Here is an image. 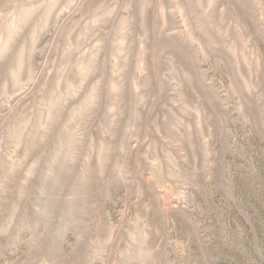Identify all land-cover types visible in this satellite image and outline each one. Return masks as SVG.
<instances>
[{
  "label": "clouds",
  "instance_id": "1",
  "mask_svg": "<svg viewBox=\"0 0 264 264\" xmlns=\"http://www.w3.org/2000/svg\"><path fill=\"white\" fill-rule=\"evenodd\" d=\"M240 169L264 0H0V264H264Z\"/></svg>",
  "mask_w": 264,
  "mask_h": 264
},
{
  "label": "rangeland",
  "instance_id": "2",
  "mask_svg": "<svg viewBox=\"0 0 264 264\" xmlns=\"http://www.w3.org/2000/svg\"><path fill=\"white\" fill-rule=\"evenodd\" d=\"M239 163H243L240 161ZM238 183L241 186V192L244 196L245 204L249 205L247 210L253 215V220L257 224V227L259 228V222L260 220H264V208H261L259 205H256L255 207H251L250 205L255 204V201L251 200L247 193L246 188V178L244 175V169H240V171L237 174ZM233 218L240 222L241 224L244 223L243 217L240 216L238 213L233 212Z\"/></svg>",
  "mask_w": 264,
  "mask_h": 264
}]
</instances>
